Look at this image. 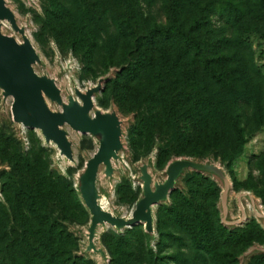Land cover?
I'll return each mask as SVG.
<instances>
[{
    "label": "rangeland",
    "instance_id": "374dc122",
    "mask_svg": "<svg viewBox=\"0 0 264 264\" xmlns=\"http://www.w3.org/2000/svg\"><path fill=\"white\" fill-rule=\"evenodd\" d=\"M5 1L39 56V61L34 65L35 71L53 78L64 100L68 94L74 96L75 88L85 91L98 79H104L102 90L94 96L93 102L96 109L116 112L122 121L123 144L119 159L113 162L111 177L105 178L102 166L99 167L97 190L106 209L124 217L131 214L142 196L141 167L144 164L152 177V188L155 183L165 180L167 165L179 158L214 164L222 169L229 182L224 209V185L220 177L212 173L183 170L168 198L152 208L153 233H147L140 224L136 230L125 228L121 231L105 226L95 240L96 247L102 249L103 254L87 250L88 222L85 219L88 212L78 214L70 204L67 205L70 203L68 189H73L81 204L79 177L86 160L96 150L97 138L74 133L64 126L72 142L74 156V162H68L54 145L45 143L38 131L13 122L10 110L12 98L4 97L0 89V202L4 203L3 188L7 182L1 173L3 170L11 172L14 158L18 155L31 159L32 173L37 177L38 173H42L64 179L60 184L64 204L54 202L51 218L55 220L56 231L65 230L73 238L69 244L65 240L62 245L65 250L62 260L49 264H71L73 256L76 260L82 258L89 261H76L74 264H130L129 260H111L101 240L103 234L108 242L127 244V250L136 253L134 264H264L263 3L250 4L249 1L240 6L241 20L235 26L224 29L223 37L230 40V44L224 46L221 42L217 49L209 50L205 59V63H209L207 65L200 58H193L192 52L184 51L185 43L178 35L172 39L164 32L175 20L181 22L185 29L195 10L188 8L183 13L181 6L184 5H176V2L173 5L172 0H136L138 5H118V0H103L102 5L94 8L95 14H92L94 9L81 5L80 0ZM211 8L216 14H210L209 27L213 30L226 26L224 18L216 12L218 6L213 9L212 4ZM126 15L132 18V28L123 25L122 19ZM82 23L90 24L97 38L93 53L87 48L73 47V40L79 36L78 26ZM156 29L161 32H152ZM2 32L14 36L18 41L22 40V35L9 25H3ZM205 37L204 34L198 35L196 40H208ZM209 38L212 40L213 35ZM143 54L151 56L154 62L164 63L163 69L168 71L169 79L173 80L176 76L181 78L183 83L180 81L167 90L183 89L185 95L182 100L186 105L197 98L195 93L207 100L212 109L207 121H213L214 127L197 129L195 135L202 139L208 135L218 137V150L209 149V154L204 157L166 153L172 130L167 127L159 129V121L149 137L141 136L138 132L141 116H146L147 111L158 112L162 106L152 102L155 96H151L153 100L150 98V95H155L159 82H154L147 72H129L131 64ZM123 68L126 72L118 77ZM130 78L133 80L129 81ZM122 87L134 91L132 109H121L119 100H116L115 95L122 91ZM250 93L255 97L256 107L249 108L246 113L251 117L256 111L259 115L257 109H261L262 124H256L254 120L246 123L244 143L237 155L229 160V139L234 133L232 120L238 112L234 109V102L238 99L244 102ZM217 104L221 106L220 110ZM244 105L241 110L243 119L239 118L242 125L245 123ZM49 107L54 111L60 109L52 101ZM194 142L189 144L188 149L200 147L201 144L194 147ZM258 190L262 198L257 194ZM195 193H198L200 218L206 224L202 234L193 230V226H187L177 212L183 211L181 203L184 198L188 199ZM139 231L141 234H138ZM14 264L40 262L21 257Z\"/></svg>",
    "mask_w": 264,
    "mask_h": 264
},
{
    "label": "trees",
    "instance_id": "16d2710c",
    "mask_svg": "<svg viewBox=\"0 0 264 264\" xmlns=\"http://www.w3.org/2000/svg\"><path fill=\"white\" fill-rule=\"evenodd\" d=\"M250 1V4L263 3L264 0H172L176 2V5L181 6L183 13L189 8V10L195 9L190 17L189 23L186 24L185 29L182 27V23L170 24L168 30L164 32L168 34V37L172 39L175 35L179 36L180 39L185 43L184 51L192 52L194 57L200 58L201 62L205 63V59L208 56V51L212 48L217 49L219 44L223 42L224 46L230 44V40L223 37L224 29L226 27H233L235 23L241 20V5H246ZM103 0H80L81 5H89L91 9H96L97 5H102ZM118 5H138L136 0H118ZM213 4V9L218 6V15L224 18V27L213 28L209 27V16L213 12L211 5ZM175 7L172 10L175 12ZM180 8V7H179ZM93 10L92 14H95ZM181 10V9H179ZM262 10V9H261ZM188 13V11H187ZM216 14V13H215ZM174 15V13H173ZM126 15L123 20V25L132 28L134 23L132 18ZM91 25L88 23H82L78 26L79 36L73 40V47L87 48L93 53L97 46V38L92 33ZM152 32H161L156 29ZM151 33V32H150ZM204 34L208 40L199 42L196 40V36H202ZM213 35V39L210 40L209 36ZM165 35V34H164ZM196 35V36H195ZM222 49H225L222 47ZM207 65L209 63L206 61ZM164 63L155 61L151 56L143 54L138 57L136 61L131 64V73L137 74L140 72H147L152 75L154 82H159L158 87H156L155 95H150L152 99L155 96V100L152 102L158 105H162L158 112L147 111L146 116H141L140 119V129L138 132L146 137L151 135V131L155 124L159 121V129L164 127L172 130L171 138L167 141L165 152L177 156V155H187V156H198L204 157L209 154L210 150H218L219 141L218 137L213 138L210 135L205 136L204 139L201 136H196L197 129L213 128V121L209 123L208 117L212 112L210 105L207 104V100L201 99L199 93H195L197 98H190L192 102L186 105L182 100L185 95L184 90L180 91H170L174 84L183 81L180 77H173V80L169 79L168 71L163 69ZM127 70H129L127 68ZM126 72V69H122L118 73V77H122ZM127 79V78H125ZM133 79L130 78L129 81ZM173 85V86H172ZM121 87V86H120ZM125 90L122 87V91L115 95L116 100L119 102L121 109L129 110L132 109L133 101V90L128 88ZM175 89V88H174ZM139 91V90H138ZM190 94V93H189ZM194 94V93H193ZM152 96V97H151ZM247 99H238L234 102V109L238 111L234 115V120H232L233 135L229 139V160H232L238 153V149L244 143V126L251 120H254L256 124H262L263 113L261 109H257L260 113L257 114L254 111L253 115H248L246 112L249 108L255 109L254 95L250 93L247 95ZM160 102H162L160 104ZM244 105V116L245 123L242 125L240 119H243V112H241ZM157 107V105L155 106ZM218 110L221 106L217 104ZM246 109V111H245ZM214 111V110H213ZM247 118H246V114ZM213 118L214 113H213ZM240 118V119H239ZM262 122V123H261ZM194 142V147L197 144H201L197 149H188L189 144ZM219 142V143H218ZM166 152V153H167ZM2 176L5 175L7 182L4 183L5 189L3 188L4 203L0 202V264H14L15 260L23 257V259L39 260L40 264H49L50 262L59 263L62 260V256L65 254L63 249V244L70 242L73 238L72 235L65 230L56 231L55 220L51 218V208L55 203L64 204V198L61 193V181L64 179L61 176H51V175H39L32 173L31 159L28 156L21 157L17 156L14 158V163L11 172L2 171ZM16 186V187H15ZM260 190L257 194L260 195ZM69 193V204L78 212V214H86L88 210L86 207L79 203L78 197L73 191V189H68ZM198 193L192 194L190 198H184L181 203V209L177 211L179 217L188 226H193V230L199 234L205 232V222L200 218L199 208H198ZM263 202V201H262ZM66 205V206H67ZM69 214V213H68ZM71 214V213H70ZM73 215V213H72ZM71 215V217H72ZM70 216V215H69ZM179 218H177L178 220ZM89 221L88 218L85 222ZM139 224L131 227L127 230H136ZM185 225V226H186ZM141 234V231L138 232ZM64 237H61L63 236ZM141 236V235H140ZM101 240L107 251L111 256L112 261L118 262L120 259L129 260L130 264H134L136 260V253L132 250H127L128 245L120 242L113 241L108 242L106 240L105 234L101 236ZM72 258L71 264L76 261H84L89 263V261L82 258H77V260ZM133 257V258H132ZM71 258V256H69ZM131 259V260H130ZM133 259V260H132ZM120 260V261H121Z\"/></svg>",
    "mask_w": 264,
    "mask_h": 264
},
{
    "label": "water",
    "instance_id": "95a60500",
    "mask_svg": "<svg viewBox=\"0 0 264 264\" xmlns=\"http://www.w3.org/2000/svg\"><path fill=\"white\" fill-rule=\"evenodd\" d=\"M1 19H6L10 28L22 35V40L18 41L14 36L4 34L0 23V89L4 97L12 98L10 108L12 120L22 123L28 129L40 130L46 141L56 144L60 155L71 160L74 158L72 142L68 139L65 125L81 134L97 138L98 147L86 160L78 185L80 198L84 202L82 203L88 209V213H91L86 228L87 250L103 254L102 249L95 245V231L100 223L105 222L116 231L140 224L147 233H153V206L168 198L175 188L177 178L186 169L212 173L220 177L224 185L222 203L226 209L229 182L222 169L214 164L197 162L189 158H179L170 162L166 168L165 180L155 183L154 188L151 186L152 177L147 171V165H142V196L128 217L114 215L103 209L97 201L95 187L99 167L105 164L107 171L112 173L110 159L117 158L116 152L123 148L122 121L116 112L96 109L93 102L94 96L102 90L104 79H98L85 91L75 88L74 94L80 102L72 95L66 103L63 102L55 80L35 72L34 65L39 61V56L25 35L24 28L17 24L15 15L5 0H0ZM45 98L60 105L61 109L58 111L50 109Z\"/></svg>",
    "mask_w": 264,
    "mask_h": 264
},
{
    "label": "bare ground",
    "instance_id": "6f19581e",
    "mask_svg": "<svg viewBox=\"0 0 264 264\" xmlns=\"http://www.w3.org/2000/svg\"><path fill=\"white\" fill-rule=\"evenodd\" d=\"M0 23H1V30H2V27H3V25H9L8 24V21L6 20V19H1L0 20ZM35 70V69H34ZM36 72V71H35ZM37 73V72H36ZM56 83V82H55ZM57 85V84H56ZM58 87V86H57ZM90 87H92V86H90ZM59 88V87H58ZM59 90H60V94H61V97H62V101L63 102H67L68 101V98H69V96H71L72 94H68L67 95V97H66V100H64L63 99V94H62V91H61V89L59 88ZM73 96V95H72ZM75 99H77L76 98V96H75V94H74V96H73ZM79 102H80V100L79 99H77ZM45 101H46V103H47V105L49 106V102H50V100L49 99H47V98H45ZM59 107H60V109H61V106L59 105ZM59 109V110H60ZM58 111V110H57ZM93 113V111L91 112V114ZM14 122V121H13ZM15 124H17V125H20V126H22V127H25L26 128V126L25 125H23L22 123H17V122H14ZM65 127H68L69 129H71L69 126H67V125H65ZM35 131H38L39 133H40V135H41V137L43 138V140L45 141V143H49V144H52V145H54L55 147H56V149L58 150V152H60V150H59V148L56 146V144L54 143V142H52V141H46V139H45V137L42 135V133H41V131L40 130H38V129H34ZM74 133H79V134H81V132H79V131H75V130H73V129H71ZM89 135V134H88ZM69 139V138H68ZM70 140V139H69ZM71 141V140H70ZM97 147H98V142H97ZM97 147H96V149H97ZM122 150V149H121ZM121 150H119L118 152H116V155L118 156L117 158L119 159V157H120V155H119V153H120V151ZM95 152V151H94ZM93 152V153H94ZM74 157V156H73ZM117 158H115V157H111V159H110V163H111V165H112V167H113V162L117 159ZM68 162H70V163H72V162H74V158H73V160H71V159H67V158H65ZM117 159V160H118ZM102 166V175L105 177V178H109V177H111V175H112V173H110V172H108L107 171V167H106V165L105 164H102L101 165ZM97 176H98V174H97ZM106 183V182H105ZM95 187H96V196H97V201H98V203H99V205L103 208V209H105V210H107V211H109L108 209H106L105 208V206H104V204H103V202H101L100 200H101V195L99 194V192H98V190H97V178H96V184H95ZM83 202V201H82ZM84 203V202H83ZM88 210V209H87ZM89 212V211H88ZM109 212H111V211H109ZM112 213V212H111ZM113 214V213H112ZM115 215V214H114ZM91 216V213H89V217ZM124 217V216H123ZM88 224H89V221H88ZM88 224H87V226H88ZM105 226H109L107 223H100L98 226H97V228H96V231H95V240H97L98 238H99V233H100V231H101V229H103ZM113 229H115V228H113ZM118 231H120V229H118Z\"/></svg>",
    "mask_w": 264,
    "mask_h": 264
}]
</instances>
